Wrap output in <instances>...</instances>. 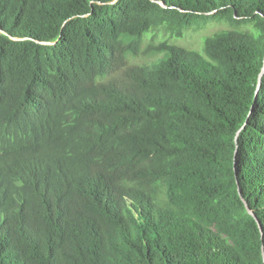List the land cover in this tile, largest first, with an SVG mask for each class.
Listing matches in <instances>:
<instances>
[{
	"label": "trees",
	"instance_id": "1",
	"mask_svg": "<svg viewBox=\"0 0 264 264\" xmlns=\"http://www.w3.org/2000/svg\"><path fill=\"white\" fill-rule=\"evenodd\" d=\"M263 63L264 0H0V264H264Z\"/></svg>",
	"mask_w": 264,
	"mask_h": 264
},
{
	"label": "rangeland",
	"instance_id": "2",
	"mask_svg": "<svg viewBox=\"0 0 264 264\" xmlns=\"http://www.w3.org/2000/svg\"><path fill=\"white\" fill-rule=\"evenodd\" d=\"M217 27H218V25L213 24V23L205 24L202 27H196V28L190 27L184 32L183 36L178 37L174 41L178 42L184 46H188L190 48L200 50L202 47V41H203L202 39H203L204 35L210 31L216 29ZM154 34L156 36H160L161 34H165L166 37L168 36L166 33H164V31L162 29H160L159 33H156V31H155Z\"/></svg>",
	"mask_w": 264,
	"mask_h": 264
},
{
	"label": "water",
	"instance_id": "3",
	"mask_svg": "<svg viewBox=\"0 0 264 264\" xmlns=\"http://www.w3.org/2000/svg\"><path fill=\"white\" fill-rule=\"evenodd\" d=\"M159 3L162 5V6H165V4L163 3V2H161V1H159ZM14 38V37H13ZM14 39H17V38H14ZM262 70H264V63H263V69ZM259 85V84H258ZM246 204V203H245ZM246 206H247V204H246Z\"/></svg>",
	"mask_w": 264,
	"mask_h": 264
}]
</instances>
